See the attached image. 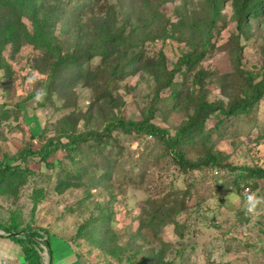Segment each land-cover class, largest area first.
<instances>
[{
	"label": "rangeland",
	"instance_id": "rangeland-1",
	"mask_svg": "<svg viewBox=\"0 0 264 264\" xmlns=\"http://www.w3.org/2000/svg\"><path fill=\"white\" fill-rule=\"evenodd\" d=\"M76 1L59 5L69 14ZM45 2L47 7L58 4L57 0ZM232 2L225 0L220 6L210 45L200 60L183 66L171 85L159 92L163 64L172 69L182 54L201 47L198 30H207L210 24L207 0L89 3L76 10L75 18L66 16L56 22L52 28L56 52L45 44L34 46L24 39L22 30L17 42L2 45L0 39V152H12L5 157L9 165L19 164L20 152L28 144L37 149L47 138L58 136L65 142L61 129L72 124L77 132L101 131L116 110L125 118L139 120L154 108L151 121L173 134L194 112L195 100H188L192 88L194 97L200 94L209 102L227 105L243 81L235 67L236 48L240 49L239 66L257 74L255 81L264 72V12L249 20L246 34L237 41ZM110 5L117 12V26L125 19V33L135 36V47L124 53H138L131 72L108 83V71L98 72L89 83L64 65L59 79L46 91L51 82V54H69L76 44L97 47L106 33L96 29L97 23L103 8ZM25 10L23 5L16 6L13 14L30 33L33 24ZM138 21L142 27L130 25ZM3 34L0 28V38ZM116 57L124 58L112 52L110 59ZM100 60L95 55L90 68L95 70ZM199 70L206 74L193 83ZM106 88L110 96L103 97ZM173 90L180 91L177 97L170 95ZM218 112L205 120L201 139L184 144L186 157L196 161L213 151L220 154L222 164H263L264 98L249 113L226 116ZM113 135L114 141L107 145L88 141L72 152L59 148L49 156L50 163L30 156L32 172L26 171L23 178L4 176L0 181L2 223L44 229L51 234L56 253L62 244L59 239L73 242L83 264H138L139 259H128L135 251L161 252L168 264H264V202L249 211L250 197L264 201V179L251 177L249 185L240 180L237 190L234 182L239 170L209 166L182 173L156 139L118 131ZM158 199L177 202V207L182 200L184 208L174 213L173 222H165L161 216L154 217L152 206ZM81 226L83 231L78 233ZM150 264L154 263L150 260Z\"/></svg>",
	"mask_w": 264,
	"mask_h": 264
},
{
	"label": "trees",
	"instance_id": "trees-1",
	"mask_svg": "<svg viewBox=\"0 0 264 264\" xmlns=\"http://www.w3.org/2000/svg\"><path fill=\"white\" fill-rule=\"evenodd\" d=\"M54 1L55 0H49ZM58 4L54 6L47 7L45 0H0V28L4 31L3 37H1V44L4 45L8 41L14 43L17 42V37L21 35V31L24 34V39L29 40L34 46L45 44L47 48H52L55 51L58 46L55 43L56 36L53 34V29L56 22L63 17L68 16V18H75L76 10H82L84 7L91 6L89 3H99L100 0H89L91 2H86L85 0H77V4L73 7H70L69 11L73 13L65 12L64 8L61 9V6L67 5L70 0L67 2H62L57 0ZM225 0H207V3L210 8V24L207 27V30H198L199 35L198 39L200 41L201 47H195L192 51L186 52L181 55V57L176 62L175 66L172 69H169L163 64V79L157 86V92L162 91L164 88H167L173 82V77L176 72L182 71V67H190L197 63L202 54H204L207 46L210 45L211 37L213 35V28L216 21V18L220 13V6ZM84 2V3H83ZM234 14L237 24V34L233 37L238 41L240 36L245 35L247 31V23L251 18H257L264 12V0H233ZM61 6H60V5ZM24 6L26 13L31 19L33 24V31L29 33L26 31L24 26H21L18 17L14 16V11L16 6ZM114 6L110 5L104 9L103 16L100 17V20L97 23L96 29L105 30L106 33L103 35L104 40L95 48H84L79 46L80 44L75 45V51L69 54H51L53 60L50 61V85L46 87V91H50L52 88V83H55L56 79H59L62 66H69L71 69H75L77 76L82 75L86 81L89 83L96 80V74L98 72L108 71L110 78L108 77L107 83L110 80L122 78L131 71V65L137 62L138 53L131 52L129 56H125L124 53L128 49L135 47L134 35L125 33V24L124 21L117 26V12L114 11ZM80 12V11H79ZM133 27L140 28L143 24L141 22H134ZM149 25V23L145 24ZM178 26V24H175ZM151 29H149V32ZM80 33V31L78 30ZM192 38H195V35L191 34ZM195 38V41H198ZM238 47V45H237ZM239 49V48H238ZM236 48L233 52L236 58L235 67L241 73L243 78L241 84L240 92L231 98L227 105H223L222 102H209L200 94L194 97L195 89L192 88L189 93L188 100H195L194 103V112L189 116L188 120L182 123L175 129L173 134L169 133V130L166 128L159 127L157 124L151 121V118L154 113V108H149L148 115L144 116L142 119H128L122 115L121 110H116L112 112L111 117L106 121L104 127L101 131L99 130H85L77 132L75 129V124L68 126V129H61V135L66 138V141L61 140V136L55 138H47L37 149L32 148L29 144L23 152H20V163L15 165L0 164V181L6 175H14L16 177L23 178L26 171L32 172L28 168V158L38 157L39 160L48 162L49 156L57 150L61 149L65 152H72L77 149H80L83 144L88 141H94L97 145H107L111 141H114V131H118L123 134H137L141 136H150L157 141H159L168 154L173 159V162L177 168L182 171V173L192 172L194 170H202L206 167L211 168H227L230 171L239 170L238 175L235 178L234 185L236 189H239L240 180H247L244 185H249V180L251 177H259L264 179V163L261 165H243L240 167L233 166L229 163L222 164L220 161L219 153L213 151H206L205 155L201 158H198L196 161L191 160L186 157L182 147L184 144L196 142L203 137L205 134L204 123L208 116L214 111L219 109L218 113L224 115H235L238 113H249L252 111L254 105H258L259 102L264 98V72L261 73V78L255 81L257 74H253L248 70H244L239 65L240 55L239 51ZM240 50V49H239ZM112 52H118L124 56L119 59L114 58L110 59ZM99 55L101 60L97 68L91 69L90 60L95 56ZM84 62V65H83ZM82 64V65H81ZM85 71H84V68ZM206 72L199 70L194 76L193 83L200 81ZM54 80V81H53ZM104 89L103 92L105 96H110L109 91ZM180 91L173 90L170 95L172 97H177ZM258 106H255V108ZM219 115V114H218ZM24 164L23 167L21 165ZM26 165V166H25ZM23 180V179H22ZM24 181V180H23ZM254 186V184H253ZM248 190V186L245 188ZM158 199L153 204L154 217L158 218L159 216L162 219H169L171 222L174 220V213L181 211L184 208V202L181 200V205L179 203L169 204L167 201H161ZM102 218V217H101ZM98 221L99 219L94 218ZM104 220V218H103ZM105 221H108V218L105 217ZM10 227V226H9ZM15 228L14 234L10 236L15 237L19 242L22 251L25 255L26 264H43L42 252L47 251L49 256V263L51 264L52 257V243L50 240V235L47 231L42 228H33V227H24V228ZM84 226L78 228V233H82ZM16 234V235H15ZM72 247L74 243L70 241ZM75 248V247H74ZM73 248V249H74ZM75 256L80 259L79 253L74 250ZM140 258H137L138 256ZM153 256V258H152ZM152 258V259H151ZM129 261L139 259L138 264H168L162 258L161 252H154L146 254L141 251H135L134 254L128 257ZM224 264V263H218Z\"/></svg>",
	"mask_w": 264,
	"mask_h": 264
},
{
	"label": "crops",
	"instance_id": "crops-1",
	"mask_svg": "<svg viewBox=\"0 0 264 264\" xmlns=\"http://www.w3.org/2000/svg\"><path fill=\"white\" fill-rule=\"evenodd\" d=\"M11 153L12 152H0V164L4 161L8 163L10 160L5 157L8 158L9 155H12ZM8 164H10V162ZM23 166L24 165L21 167ZM11 226L13 225L2 223L0 220V261H3L4 264H22L26 262L25 255L17 239L10 236L11 233L14 234L15 232V228H11ZM59 241V243L62 244L58 245L59 250L57 253L54 252L52 248L51 264H83L81 260L75 256L74 249L70 242H66L62 239H59ZM47 254L46 250L42 252L43 264L49 263V257Z\"/></svg>",
	"mask_w": 264,
	"mask_h": 264
},
{
	"label": "clouds",
	"instance_id": "clouds-1",
	"mask_svg": "<svg viewBox=\"0 0 264 264\" xmlns=\"http://www.w3.org/2000/svg\"><path fill=\"white\" fill-rule=\"evenodd\" d=\"M262 202H264V201L256 199L255 197H250L249 198V203H250L249 211H253L255 209L256 204H259Z\"/></svg>",
	"mask_w": 264,
	"mask_h": 264
},
{
	"label": "built area",
	"instance_id": "built-area-1",
	"mask_svg": "<svg viewBox=\"0 0 264 264\" xmlns=\"http://www.w3.org/2000/svg\"><path fill=\"white\" fill-rule=\"evenodd\" d=\"M0 264H4V262H3V261H0ZM22 264H26V262H24V263H22Z\"/></svg>",
	"mask_w": 264,
	"mask_h": 264
}]
</instances>
